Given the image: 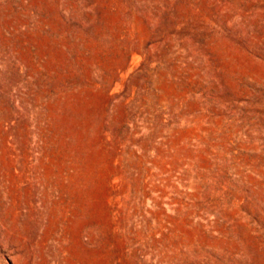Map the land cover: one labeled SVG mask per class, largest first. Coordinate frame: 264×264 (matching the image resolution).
<instances>
[{"label": "rangeland", "instance_id": "374dc122", "mask_svg": "<svg viewBox=\"0 0 264 264\" xmlns=\"http://www.w3.org/2000/svg\"><path fill=\"white\" fill-rule=\"evenodd\" d=\"M0 264H264V0H0Z\"/></svg>", "mask_w": 264, "mask_h": 264}]
</instances>
